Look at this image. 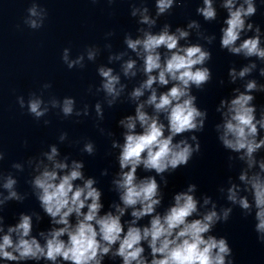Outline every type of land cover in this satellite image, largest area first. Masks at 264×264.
<instances>
[{"label": "clouds", "instance_id": "obj_1", "mask_svg": "<svg viewBox=\"0 0 264 264\" xmlns=\"http://www.w3.org/2000/svg\"><path fill=\"white\" fill-rule=\"evenodd\" d=\"M174 6H179L178 0H156V18L149 15L146 6L133 7L131 15H139L138 23L148 26L147 29L139 28L141 35L135 39L130 34L125 35L124 44L136 59H125L127 52L110 54L109 63L121 61L120 71L117 73L112 67L105 66L97 68L101 82L95 92H103L108 108L117 104L128 87L121 82V75L128 81L135 80L138 74L145 77L127 94V99L136 106L134 115L118 122L125 130L123 143L113 140L111 144L112 148L120 150L116 157L119 172L112 180L113 190L120 200L119 204L112 205L115 212L100 214L102 192L94 187L97 183L94 178H85L84 162L72 160L69 163L68 157L57 159L59 149L51 145L50 151L43 153L49 163L35 161V158L29 159L28 163L32 165L35 161V170L39 173L31 180L34 195L43 211L52 218V223L60 227L47 233L40 232L39 236L44 240L41 244L32 235L33 215L39 221V214H20L19 222L9 226L0 237V259L16 264L42 259L56 264L58 258L68 264H102L104 257L111 254L113 258H122L123 264H234L228 239L209 233L217 224L228 222L235 207L245 217H253L257 239L264 243V155H259L264 151V136L261 135L264 105L260 106L257 118V106L253 103L256 99L253 93H264V84H258L255 79L248 80L243 91L234 88L232 98L220 99L215 109L220 115L215 132L221 146L229 153L227 166L232 170L239 165L235 179L228 176L226 186L218 188L230 206H218L207 194L197 197V185L189 183L185 190L173 194L172 203L163 214L157 212L164 199L162 186H168L165 174L171 175L178 168L186 167L194 155L200 153L201 143L196 133L204 131L208 119L207 110L198 106V98L192 90H203L212 80V71L207 67L212 53L203 44L190 42L191 30H196L198 41L212 44L216 39L215 34H206L197 20H190L186 28L177 27L175 32L171 31L170 24L164 23L154 34L151 29L156 26L157 19L170 14ZM220 7L227 10V18L223 21L226 27L220 29L221 49L233 56L255 57L264 63L261 28L246 22L257 13L255 0H222ZM196 13L206 22L217 20L213 0H202ZM47 16V10L33 2L27 8L23 24L38 30L44 27ZM246 32H254V35L241 41V34ZM181 41L186 43L182 45ZM238 41L241 42L237 44ZM106 47L111 48V45ZM161 49L166 51L162 53ZM69 52V48H64L61 55L67 68L79 66L84 69V54L71 59ZM98 52L99 49L88 48L87 60L95 61ZM256 69L254 61L239 71L230 67L228 82L234 84L238 78L243 80ZM259 75L264 77V67L259 68ZM219 83L223 85L224 81ZM170 84L171 87H167ZM156 86L167 90L160 92ZM51 87V83H44L41 94L30 93L27 102L23 96H18L19 107H26L28 114L37 121L52 109H58L57 115L63 118L90 115L88 103L78 109L76 99L71 96L60 99L53 95L45 101L43 93ZM93 87H88V94H92ZM146 93V99L141 100ZM147 108L152 112L149 113ZM94 110L100 133L111 137L112 132L99 126V121L104 119L101 102L94 105ZM43 122L48 125L50 120ZM178 136L181 138L176 140ZM58 139L63 143L68 139V133L61 132ZM82 152L95 155L94 143L86 141ZM3 159L4 154L0 152V160ZM13 167L21 169L20 164H13ZM141 167L155 175L138 178L137 169ZM101 175H107V169ZM75 181H82V185ZM16 184L17 180L11 175L5 178L3 188L8 190V195L0 198V210L10 200L23 202L26 199V195L17 193ZM85 208L87 211H83ZM128 209H132L133 219L127 223L125 231L121 218ZM73 215L76 218L74 225L70 223ZM144 217H151L148 226H137V221ZM3 221V215H0V232L4 231ZM144 242L150 249V261L144 255ZM115 245L118 247L113 251Z\"/></svg>", "mask_w": 264, "mask_h": 264}, {"label": "water", "instance_id": "obj_2", "mask_svg": "<svg viewBox=\"0 0 264 264\" xmlns=\"http://www.w3.org/2000/svg\"><path fill=\"white\" fill-rule=\"evenodd\" d=\"M255 3L258 10L254 18L264 34V0H255Z\"/></svg>", "mask_w": 264, "mask_h": 264}]
</instances>
